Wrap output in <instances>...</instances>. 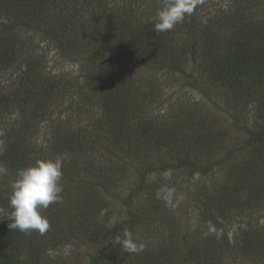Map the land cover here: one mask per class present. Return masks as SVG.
I'll return each mask as SVG.
<instances>
[{
	"label": "rangeland",
	"instance_id": "1",
	"mask_svg": "<svg viewBox=\"0 0 264 264\" xmlns=\"http://www.w3.org/2000/svg\"><path fill=\"white\" fill-rule=\"evenodd\" d=\"M163 3L164 0L112 3L102 0L98 9L99 4L70 2L68 7L57 8L45 19L50 24L58 23L57 18L61 17L74 22L71 29L77 44L87 53L95 49L101 52L103 41L96 38L99 32L97 35L93 32L99 26L103 29L111 17L127 14V9L135 18L147 19L156 15ZM239 3L248 23L244 28L234 29ZM4 10L0 7V54L9 57L11 50L5 47L12 37L1 30V23L8 19ZM191 23L197 24L195 29L191 28L194 32L191 42L197 49L193 52L170 50L171 54L164 53L165 62L158 67L148 59L135 60L124 49L111 57L107 65L100 63L94 67L110 76L118 66L122 73L131 76L138 92L135 104L140 111V124L156 125L159 129L146 134L145 155L136 151L131 156V151L115 146L111 136L107 139L106 131H99L109 120L101 105L92 98L86 104L79 99L72 103L70 93L81 92L80 83L93 70L92 65L85 68L81 60L62 58L53 48L54 44L47 43L38 34L40 29L7 32L14 36L13 42L19 43L17 50L12 49L16 57L11 67L3 69L0 56V93L17 88L27 63L40 66L48 86L62 92L52 102L43 101V107L37 109L30 129L24 134L27 143L45 153L48 143L56 136L55 124H61V135L83 134L86 140L92 136L96 139V133L106 137L102 143L109 145L108 152L114 151L109 159L119 166L104 171L107 168L103 167L100 156L106 152L101 143L97 144L89 153L90 161L85 162L84 158L72 165L76 173L68 184H63V203L53 204L57 222L34 242L38 245L33 253L41 248L34 254L35 258H29L31 250L18 255L0 245V262L8 259L13 264H91L95 256L114 255L119 249L120 258L113 257L102 263L203 264L207 258L220 260L222 256L218 264H264V149L259 144H249L256 133L264 132V86L245 83V89H236L234 96L229 93V83L217 78V71L226 69L223 64L230 61L232 54L224 48L235 45L242 32L249 39L262 40L260 44L264 45V0H203L190 17L172 30L176 33L171 45H183L191 32L187 29ZM208 49H214V58L221 65L213 64L208 71H203ZM20 115L12 112L7 118L24 121ZM185 118H188L186 122L181 123ZM167 130L173 132L171 139ZM131 141L138 144L140 140L132 138ZM88 145L86 148L90 151ZM65 152L66 155L55 156L63 160L62 168L72 157L68 150ZM184 160L210 171L192 174L190 168L179 166ZM146 163L153 164L150 169L161 168L160 172L146 173ZM255 171L257 176L252 181L260 185L253 184L252 188L249 181ZM133 192L135 196L130 198ZM129 211L134 215V222L130 228L125 226V238L130 234L134 242L143 245L139 253L127 252L122 243L125 238L120 226L129 221ZM43 215L49 219V214ZM83 230L84 235L80 232ZM257 237H260L258 241ZM208 238L216 245L205 250L202 245ZM246 245V251H252V255L240 251Z\"/></svg>",
	"mask_w": 264,
	"mask_h": 264
},
{
	"label": "trees",
	"instance_id": "2",
	"mask_svg": "<svg viewBox=\"0 0 264 264\" xmlns=\"http://www.w3.org/2000/svg\"><path fill=\"white\" fill-rule=\"evenodd\" d=\"M83 1L88 2L92 6L93 4H99L100 7L98 9L101 8L100 1L102 0H0V7H4V11H6L4 15L6 18L8 17V19H5L3 23H1V30L6 35L12 37L11 42L7 43L5 47L11 50L10 56L6 57L4 53L3 56L0 54L4 61L3 69L11 67L15 62L16 55L12 49L17 50L16 45L19 43V41L13 42L15 40L14 36L7 32L11 33L15 29L28 32L40 29L38 34H40L47 43L54 44L52 45L53 48L60 52L62 58L72 59L76 62L81 60L84 63L83 67L86 68L88 64L93 67V70L89 71L85 76L84 82L80 83L78 89H80L81 92L78 94H76L75 91L70 93L72 103H74L76 99H79L86 104L89 102L90 98H92V101L94 99L97 104L101 105V108H104L103 112L107 113L109 117L106 125H104L105 128L99 131H106L107 139L110 140L111 136L115 141L114 145L120 146V150L126 149L127 152L131 151L129 156L135 154L136 151H139L140 153L142 152L143 155H145L146 148H144L145 146L143 145L147 146V144L144 143L146 140V134L154 131L158 132L159 129L156 125L142 126L140 124V120L138 119L141 118L138 116L140 111L135 104L138 92L134 87L135 84L133 83L131 76L122 73L123 70H119L118 66L114 67L115 71L111 73L110 76L101 74L102 71L100 69H94V67L96 64L100 63L107 65L111 62V57L114 55L116 56L118 52L124 49L129 50L130 56L134 57L135 60L142 58L141 62H143L148 59L151 60V63H154L159 67L165 62L164 53H169L170 50L177 52L187 51L189 49L191 52L197 50L196 44L191 42L194 37V32L191 28L195 29L197 24L195 23V25H193L191 23L188 26L187 29L191 32L188 33V38L182 46H179L180 44L171 45L170 43L173 41L176 31L175 33H172V30L156 33L154 31V20L156 15H151L147 19H143L144 17L137 19L134 17L133 13H130L131 10L127 9V14L111 17L106 23L107 25H104L103 29H101L100 26L97 29L95 28L96 31L93 32H96V35L97 32H99L96 38H100L101 41H103L104 47L101 52L95 49L92 53H87L86 50L82 48L81 44H77V39H74L73 37L74 31L71 27L74 26V22L61 17L57 18L58 23L50 24L45 19L46 15L51 17L49 13L51 14L53 11H57V8L63 9L65 6L68 7L70 2L71 4H80V2ZM115 1L116 0H110L109 2H106L103 0V3H112ZM243 10V6L239 3L235 14L236 17L234 18L235 23L232 25L234 29L244 28L248 23L246 22V18L243 17ZM46 12L48 13L46 14ZM251 20L253 19L251 18ZM89 26L91 28L93 27L91 24H89ZM85 34L87 35V33ZM241 34L242 37H240L235 45H227L224 48L225 51H232L229 58L230 61L226 60L224 62L223 65L227 66L226 69H220L217 71V78L222 79L223 83H229V93L234 96L235 94L233 92L236 89H245V83L248 86L255 83L264 86V45L260 44L262 40L257 41L253 38L249 39L248 35L244 32ZM212 37L214 40H217L216 35ZM212 37L210 36L209 41H211ZM233 41L234 40H232V42ZM169 45L172 46V48ZM216 48H218V45ZM207 52L209 55L206 57V63L204 62L203 64V71H208L209 67H212L213 64L221 65V61H217L216 58H214V49H208ZM169 54H171V52ZM26 66L27 68L22 74L23 78L18 82L17 88L15 90L12 89L11 92H9L10 90H5L0 93V166H3L7 170L6 174L0 175V208H3L5 213L12 211L9 207V196L11 194V184L16 180L18 171L34 164L36 160H46V158L54 159L56 154L64 153L66 155L65 151L68 150V154H72V157L68 164L62 168V184H68L76 173V171L74 173L72 165H75L77 161L83 160L84 158L86 159L84 160L85 162L88 160L90 161L91 157L89 153H91L92 149L96 147L97 144L100 146V143L101 147L106 152L102 154L103 156H100L102 157L103 167L107 168L106 170L104 169V171L109 172L111 169L115 170L119 166L109 159V157L111 158L114 154V151L108 152L109 149L107 148L109 145L106 146L102 143V141H106V139H104L106 137H99L97 133L96 139L92 136L90 140H86L84 136H82L83 134L65 135L64 133V135H61L63 126H60L61 124H55L56 127L54 126V134L56 136H54L52 141L48 143V147L45 148V153L41 152L36 146H31L27 143L24 134L30 129L31 120L36 116L38 112L37 109L43 107V101L52 102V100L58 98L57 95L59 96V93L62 92L58 90L57 87L51 85L48 86L47 81L43 78L45 75L40 66L33 65V63H27ZM174 70L180 71L182 69L174 68ZM73 80V85H75V87L78 86V83L75 82L76 79L74 78ZM58 84L60 85L61 83L59 82ZM61 86H63L64 89L67 87L62 84ZM38 87H40L41 94L37 92L39 89ZM12 112L19 113V115L21 113L20 116L23 117L24 121H10L7 117L12 115ZM45 116L47 115L45 114ZM187 119L188 118L182 119L180 122H186L185 120ZM65 122L66 121H62V123ZM65 126L68 127L64 124V127ZM178 129L180 130L181 128ZM167 133L168 138L171 139V134L173 132L167 130ZM131 137L135 140H140L139 143L137 144L135 142V144H132ZM89 142L90 144L88 145ZM254 143L259 144V148L261 147L264 149V132L256 133L254 138L249 141L251 146H253ZM87 145L89 146L88 148L90 151L86 148ZM66 147L68 148L64 151V148ZM114 149L116 150V148ZM81 153L83 156H81ZM85 154H89L88 157L84 156ZM114 157L115 156H113V158ZM148 158L149 157L146 159L148 160ZM152 166L153 164L149 165L146 163V173L160 172L161 168L153 167L150 169ZM179 166L190 168V173L192 174H207L210 171V168L201 169L195 165H190L185 160L182 165ZM256 176L257 171L251 173V180L249 181L250 187H252L253 184H257V186L260 185V183L252 181ZM133 195L134 192L132 195L130 194V198ZM43 213L49 214L48 220L51 229L57 222L56 218H58V215L55 212V206L53 204L50 205L47 209L43 210ZM129 217V221L120 226L124 238L126 234L125 226L127 225L130 228L134 222V215L131 211H129ZM11 224L12 221L10 219H4L0 216V245L4 246L9 252L11 251L18 255L22 254L23 251L26 252L31 250L29 258L34 259V254L41 250V248H39V250L34 253L32 252L37 248L38 244H34V242L39 238V234L37 232H21L18 229L11 228ZM72 224L74 227L79 228L75 221H72ZM80 232L83 235L85 234L84 230ZM72 235L74 236V234ZM259 238L260 237H257L255 240L258 241ZM120 243L121 241L117 243L118 246ZM215 245L216 242L208 238L204 241L202 247L206 250L207 247H213ZM247 245L240 249V251L252 255V251H246ZM222 249H224V247ZM120 256L121 251L117 249L114 255H108L107 253V255L95 256L92 259L91 264H103V261L106 262L113 257L114 259L117 257L120 258ZM167 256L168 253L165 255L164 259ZM193 260L195 261V259ZM220 260L207 258L202 263L218 264ZM0 264L13 263L8 259H5L4 261H1Z\"/></svg>",
	"mask_w": 264,
	"mask_h": 264
},
{
	"label": "clouds",
	"instance_id": "3",
	"mask_svg": "<svg viewBox=\"0 0 264 264\" xmlns=\"http://www.w3.org/2000/svg\"><path fill=\"white\" fill-rule=\"evenodd\" d=\"M203 0H164L154 20L156 33L173 30L178 24L190 17ZM63 160L60 157L36 160L34 164L22 168L16 180L11 184L9 207L11 212L5 213L0 208V216L12 221L11 228L24 233L37 232L45 234L50 229V222L43 210L55 203H63L62 184ZM0 166V175L6 174ZM129 253L143 251V245L137 244L128 234L122 241Z\"/></svg>",
	"mask_w": 264,
	"mask_h": 264
}]
</instances>
